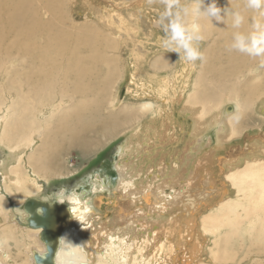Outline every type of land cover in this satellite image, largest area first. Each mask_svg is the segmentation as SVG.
<instances>
[{
  "label": "bare ground",
  "instance_id": "obj_1",
  "mask_svg": "<svg viewBox=\"0 0 264 264\" xmlns=\"http://www.w3.org/2000/svg\"><path fill=\"white\" fill-rule=\"evenodd\" d=\"M62 1L0 0V216L5 215L0 219V240L6 238L9 241L6 245L9 252L13 245L30 243L27 260L16 263L9 253L12 262L9 264H35L34 252L45 250L39 238L41 229L27 225L28 212L24 208L29 198L38 197L65 202L70 210V219L62 235L66 240L64 246H59L56 264H65L69 251L85 253L88 264H110L109 257L116 252L123 255L126 264H182L180 259V262L175 260L181 257L180 254L174 253L187 249L188 241L194 246L189 248L188 257L184 255V264H237L238 258L233 256L234 253L230 255L228 250L232 248V245L229 247L232 240L242 233H247L252 246L256 247L255 256L264 257V158L258 155L253 162H247L244 161L246 156L235 159L219 156L220 150L225 148L224 143L239 135L237 129L242 111L250 108L260 89L249 84L242 99L237 85L230 84L261 65L260 58L230 50L232 34L236 31L231 27L230 16L223 27L211 24L209 30L206 24H201L205 36L214 31L217 33L226 63H218L217 51L211 49L197 73L192 94L184 103L180 99L183 95L171 99L174 107L181 103L180 112L192 117L190 129L187 120L174 117V113L160 120L154 115V106L146 103L144 107L153 115L144 119V125L129 135L118 149L115 162L110 163L111 168L115 166L120 170L116 173L114 168L111 169L116 173L114 180L118 178L117 188L123 192L107 187L105 176L110 180L111 173L102 168L91 173L84 180L85 184L78 187H58L54 194L43 193L37 182L39 179L49 178L45 176L47 173L67 172L64 153L75 146L93 148L108 134L114 135L113 130L124 123L119 114L125 110L116 109L119 98L105 106L112 71L100 80L101 86L86 80L92 73L89 64L100 63L108 54L98 46L100 41L94 31L84 34V31L95 29L82 25L76 31L68 33L65 30L69 22ZM207 1V4L211 3V0ZM221 1L217 0L218 5ZM242 3L244 6L238 9L245 14L246 21L241 30H246L258 13L246 8V0H238V4ZM40 9H45L48 18L43 17ZM103 44L106 47L110 41ZM89 93L92 98L88 97ZM223 98L236 103L235 107L226 108L227 113L222 112L224 108L220 106ZM234 108L240 109V114L233 115ZM103 110L108 111L107 115ZM143 118L138 117V122L143 123ZM212 126L218 130L219 142L215 149L208 154L201 153L200 157L195 152L196 164L191 162L196 167L200 164L203 167V163L216 161L215 164L211 162L212 165L206 164V174L202 176L200 168L188 170L183 165H188L192 158L190 152L200 147V136ZM159 146L162 149H157ZM263 146L264 136H260L253 141L252 151L264 155ZM177 150L182 152L173 159L175 165L181 167L169 171L168 159L172 156L167 158V155H174ZM140 158L145 159L139 164ZM146 159L151 162L152 169L159 167L161 174L151 172L156 174L159 182L155 184L149 180L148 183L145 181L146 185H139L136 179L133 182L129 178L126 180L124 170L140 168ZM223 164L228 171L224 174L226 183L222 187L217 181L219 172L225 171ZM100 192L112 195L110 198L98 196ZM93 196L102 204L97 206ZM209 198L212 201L218 198V202L207 210L208 213L200 214L198 225L196 212ZM112 200L113 204H110ZM139 201H145L150 210L147 211ZM110 214V218L104 217ZM211 236H220V242L225 244L218 250V243L212 239L211 259L195 262L191 254L203 251L205 239ZM67 241L82 245L83 249H70ZM241 241L244 242L243 237ZM261 262L258 259L257 263Z\"/></svg>",
  "mask_w": 264,
  "mask_h": 264
},
{
  "label": "rangeland",
  "instance_id": "obj_2",
  "mask_svg": "<svg viewBox=\"0 0 264 264\" xmlns=\"http://www.w3.org/2000/svg\"><path fill=\"white\" fill-rule=\"evenodd\" d=\"M189 2L190 0H182V3L185 4ZM207 2V0H204V7L207 6ZM61 5L63 6V10L66 13L65 18L69 22V25L64 27L65 30H67L68 33L69 31H76L78 29V26L82 25L89 26L95 29L84 31V34H92V32L89 31H94L96 37L100 41V44L98 46H100L102 50H105V52L108 54L107 59H102L100 63L89 64L92 67V73H89V75L86 77V80L90 81V83H92L94 86H101L102 83H100V80H103L104 77L107 76V73L109 71H112V76L108 79L112 84L110 86H107L106 84L107 94L105 97L106 99L104 100L106 102L105 106H107L109 102H111V100L113 101L119 98L120 100H118L120 102L116 109L123 108L125 112L119 114L120 119L124 121L123 125L119 126L116 130H113L112 127L114 135L111 136V134H108L105 138H102L100 141L101 144L99 143L97 146L90 149H82L83 147L81 146H75L70 151L64 153L63 156L66 160L64 162V165L66 164L68 168V170L66 168L67 172H62V174H59L61 172H55L52 174L47 173L45 176L49 178L42 177L37 181L39 184H41V187L43 188L42 190H44L43 193L47 194H54V191H56L58 187L73 188L74 186L78 187L79 184H85L84 180L88 179L91 173H95L97 169L105 168L106 163H113V161L115 162L116 159H114V154L116 153V149L118 147L120 148V146H123L124 142H126V139L130 137L129 135L133 131H135L140 125H144L146 121L144 119H148L153 115V113H151L147 109V107H144L146 103H151L154 106V115L160 118V120L162 118L168 117L171 113H174V117H177L181 120L186 119L188 129H190L193 122L192 117H188L187 114L181 113V103L174 107L171 99L176 98L175 96L177 95H183L182 98H180L183 99L182 102L184 103V100H187L188 95L192 94V92L194 91L193 88L196 81L195 78L197 77V73L203 67L204 63L200 61H196V64L185 62L184 60L180 59L178 53L166 52L165 49L161 47V40L164 36V33L162 29L157 27L154 23L158 18L159 13L162 12L164 8L160 0H151V2H149V0H63ZM218 6H220L222 9H238L239 6H244V4H238V0H232L229 3L226 0H222ZM40 13H42L44 18H48L46 16L47 13L45 9H40ZM48 15L50 16V13H48ZM228 17L229 16L225 17V23L217 22L214 19L212 21L206 16H201L198 22L200 24H206L205 26L209 27L210 30L212 28L210 26L211 24H220V27H223L228 23ZM206 20H208V24ZM106 40H109L110 44L105 47L103 43ZM221 48L222 44L219 42V37L215 31L209 35H206V39L200 44V49L204 52L206 58L208 53H210V50L215 49L217 51V62L220 64H225V55L222 53ZM160 57L161 59L158 60ZM157 60L158 63H155ZM159 66H162V68L160 69ZM176 71L179 74L176 73ZM246 78L251 79V82H249V79L247 80ZM238 81H240V83H237ZM230 84L232 86L237 85V88L240 90L239 97H241L242 99L245 98V89L247 88V86H249V84H254L255 87H260V89L259 91H257V95L254 96L255 99L253 100L250 108L246 111H242L243 113L239 118L240 124L237 129L239 135H237V137H235V139H233L231 142L224 143L225 148H223L222 151L220 150L221 153L219 154V156L224 159H235V157L237 156H246V159L244 161L247 162H253V160H255L254 157H258V155H261L264 158V155H262L263 153L252 151L253 141H255V139L259 138L260 136H264V66L260 65L258 67H255V69H253L251 72H247L239 80L233 81ZM123 88H126V92L124 97L120 98V93ZM88 97L92 98L93 96L91 95V93H89ZM259 97H262L263 100H259ZM234 102L235 101H231L225 98L220 105L221 109L224 108V110L222 109V112L224 111V113H227L226 108L230 105L235 107L236 103ZM233 103L235 105H233ZM173 107L174 109H172ZM234 109L235 110L233 115L240 114V109ZM107 112V110H103L104 115H107ZM126 116L131 119H127ZM138 117H144V122H138ZM217 131L218 130L214 129V126H212L210 128H207L206 131L203 132V136H200L201 140H199V143L201 144L199 148L201 149L196 147L197 149L195 148L190 152L192 155V158H190L191 160L189 162L190 164L188 163V165H183L184 167H188V170H196L200 168L199 170H201L202 176L206 174L205 168L208 164H211L212 161L203 163V167L201 164L199 165L200 167H196L197 165H194L196 164L195 155L200 154V157L201 153L205 152L203 154H208L212 152V149H215V145L217 144V142H219ZM183 146L184 144L182 145V147ZM161 147L162 146H159V148L157 147V149H162ZM198 151L199 153H197ZM181 152V150H177L174 155L173 153L171 155L169 154L170 156L167 155V158L172 156V159H168L169 166L167 167L170 169H168L169 171H171L172 169L174 170L177 167H181L176 166L173 159L174 156L178 157ZM215 153L209 154V156L214 155ZM153 155L154 154H152V156ZM140 159L141 160H138L139 164L145 158ZM192 161L194 164L191 163ZM217 162L219 163L220 160H217ZM144 163H141L140 168L138 166L134 169H125L124 172L126 173V180L129 178L128 180H131L133 182L136 179L139 185H146V183H148L147 181L149 180L152 181L151 183H155L156 181L159 182V179L156 176L157 173L161 174L158 170L159 167H153L152 169L149 159H146ZM215 163L216 161L212 162V164ZM241 164L246 165L247 163L241 162ZM112 168H114V171L116 173L120 171L119 169H116L115 166H112ZM223 168L225 171L219 172L220 175L217 181V184H221L220 186L222 187L225 186L226 183V180L224 181V174H226V172L228 171V169H225V164H223ZM151 172H156L155 176L154 174L152 175ZM105 179V184L107 185V187L112 191H117L118 178L116 180H113L112 178L108 180L105 176ZM118 191L120 193L123 192V190L121 189H118ZM220 194L221 193H219V195ZM111 195V193L108 194L107 192H104V194L103 192H100L98 194V196H109V198ZM218 198H221V196H218ZM218 198L214 201L209 198V200L205 202L204 205L200 206L199 210L196 212V220L198 225L200 219L199 217H201L204 212L208 213L209 211L207 210H210V208L215 207V204H217L218 202ZM93 199L95 202H97V206L99 204H102L99 202L100 200L98 198H95V196H93ZM141 201H139L140 204L143 205L147 211H149L150 208L147 207L145 201ZM110 204H113V200ZM109 207L112 208V205H110ZM109 207L106 208V206H104L103 208H106L107 212H109ZM99 211L103 212L104 210L100 209ZM110 216L111 214L104 217L110 218ZM3 217H5L4 214L0 216V219H3ZM154 219H156V217H154ZM214 237L215 236H211V238H208V240L205 239V247L203 251L195 255L191 254L195 259V262H202L203 259H211L209 248L214 246V242H212V239L214 241L216 240V242L218 243V250L220 248V245L225 244L220 242V236L218 238ZM242 237L245 243L241 241ZM233 240V244L231 243L229 245V247L232 245V248L227 249H229L228 251L230 252V255H232L233 253V256L236 255L235 257L238 258L237 264H239L240 262V264H258V259L262 261L260 264H264V257L258 255H256L257 257L255 256L254 253L256 252V247L252 246L253 242H250L252 240L248 239L247 233H242L240 236H237ZM248 241L250 242L251 246ZM29 244V242L25 241L21 244L18 243L11 247L9 253L13 256L14 260H16V263H21L22 261L27 260L26 252L29 249ZM237 244H239V248ZM242 244L243 247L241 246ZM191 245L192 243L188 241L186 244L187 249L184 248L185 251L184 249H181L182 251L178 250L177 252H175L174 255L180 254L179 256H181L179 258H176L175 260L180 262V259L182 261V264H184V255L186 257L190 255L189 248H191ZM234 245L235 248H233ZM254 248L255 250L253 251ZM247 249L250 252L252 250V252L249 253ZM215 250L217 251L216 246ZM9 263H12L11 260Z\"/></svg>",
  "mask_w": 264,
  "mask_h": 264
},
{
  "label": "clouds",
  "instance_id": "obj_3",
  "mask_svg": "<svg viewBox=\"0 0 264 264\" xmlns=\"http://www.w3.org/2000/svg\"><path fill=\"white\" fill-rule=\"evenodd\" d=\"M151 2V0H149ZM163 11L155 20L157 27L161 28L164 36L161 47L166 52L179 54L181 60L189 63L204 62L206 57L200 49V44L206 39L204 27L198 22L201 16H206L217 22L225 23V17H231V27L236 31L232 34L229 45L230 50L238 51L252 58H260L264 66V0H246V8L258 13L253 16L250 27L241 30L245 24V14L239 9L221 8L217 0L204 7V0H160ZM203 9V10H202ZM191 18V19H190ZM65 238H61L60 246H64ZM9 241L0 240V264H9L10 256L6 247ZM70 249L80 248L82 245H73L67 241ZM110 264H126L123 255L119 252L109 257ZM65 264H88L86 254L82 251H69L66 254Z\"/></svg>",
  "mask_w": 264,
  "mask_h": 264
},
{
  "label": "water",
  "instance_id": "obj_4",
  "mask_svg": "<svg viewBox=\"0 0 264 264\" xmlns=\"http://www.w3.org/2000/svg\"><path fill=\"white\" fill-rule=\"evenodd\" d=\"M125 92L126 88H123L120 93V98L124 97ZM118 149L119 147L116 149V153ZM116 153L114 154V159L117 157ZM105 169L111 173V178L114 180L116 173L111 170V164L106 163ZM24 208L28 212L27 225L33 229H41L39 238L45 247L42 253L34 252V263L56 264L60 240L64 233L65 225L70 219L68 204L59 201H48L42 197H38L29 198L25 202Z\"/></svg>",
  "mask_w": 264,
  "mask_h": 264
}]
</instances>
